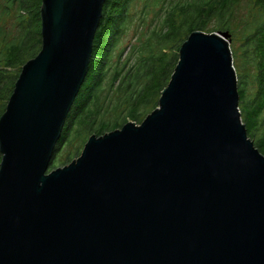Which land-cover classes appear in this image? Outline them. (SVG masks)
Instances as JSON below:
<instances>
[{
	"label": "water",
	"instance_id": "1",
	"mask_svg": "<svg viewBox=\"0 0 264 264\" xmlns=\"http://www.w3.org/2000/svg\"><path fill=\"white\" fill-rule=\"evenodd\" d=\"M105 0H41L0 114V264H264V154L228 31L193 30L158 105L49 168Z\"/></svg>",
	"mask_w": 264,
	"mask_h": 264
},
{
	"label": "trees",
	"instance_id": "2",
	"mask_svg": "<svg viewBox=\"0 0 264 264\" xmlns=\"http://www.w3.org/2000/svg\"><path fill=\"white\" fill-rule=\"evenodd\" d=\"M239 1L105 0L86 77L67 112L49 168L63 165L78 156L92 133L103 134L129 120L140 123L156 108L178 54L175 52L167 62L155 56V52L161 51L162 47L178 50L195 29L207 32L231 29L240 35L239 53L231 50L235 69H254L249 78L245 72L237 73L240 117L247 135L264 154V0H251L247 20L232 27L230 19ZM135 3L139 5L138 25H154L138 37L143 44L132 46L127 59L129 67L124 69L121 43L123 32L131 22V8ZM40 4L41 0L0 1V92L3 95L0 114L4 111L22 64L40 50ZM30 6L38 23L33 31L25 19L29 12L24 11ZM149 15L152 16L148 21ZM6 19L17 22L18 34L5 27ZM156 65L162 68L158 75L151 71ZM141 68L144 69L143 74L140 73ZM249 80L250 88L247 86Z\"/></svg>",
	"mask_w": 264,
	"mask_h": 264
},
{
	"label": "rangeland",
	"instance_id": "3",
	"mask_svg": "<svg viewBox=\"0 0 264 264\" xmlns=\"http://www.w3.org/2000/svg\"><path fill=\"white\" fill-rule=\"evenodd\" d=\"M250 6H251V0H240L239 3L235 5L232 17L230 19L232 27L237 26L242 21L247 20L248 15L250 14V11H249ZM138 8H139L138 3H135L134 6L131 8V14H132L131 22H130V24H128L127 28L123 32V40H122L121 46H123V68L124 69H126V67H129L130 61H127V59L129 57V54H130L129 51L132 48V46L137 45V47H139L143 44V41H138V37H141V33L144 30H145V32L150 31L152 26L154 25V24L148 25L147 23L145 25H142V27H140V25H138V23H137ZM24 11L29 12L27 14L28 16L25 17V19H26L27 23L29 24V28L33 31L34 29H36V27H38V23L36 22V19L34 18L33 13H32L33 7L30 6L27 9H25ZM0 14H1V10H0ZM151 16L152 15H149L148 21L151 18ZM6 20L7 21L5 22L6 23L5 27L8 29L10 28L11 33L18 34L19 26H18L17 22L13 23V20H11V19H6ZM134 28L136 29V33L134 32ZM226 31H228L230 34V37H229V47H231L230 50H232V51L234 50L238 54L239 53L240 35H238V33L235 34L231 29L226 30ZM205 32H207V31H205ZM143 39H144V37L142 38V40ZM177 51L178 50H176L175 47L174 48L173 47L172 48L162 47L161 51L156 50L155 56L163 58L164 60H167V62H169L168 58L174 56L176 53L178 54ZM162 53H165V54H162ZM231 55L233 58V54H231ZM113 60H115V59H113ZM233 63H234V59H233ZM233 65L235 68V64H233ZM135 67H137V66H135ZM163 68H164V65H163ZM160 70H162V68H159L158 65L154 66L151 69V71L155 72V75H158ZM252 70H254L252 67H250L249 69H243L241 67H237V69H235V73L237 76V73L240 74V73L245 72L248 74V78H249V76L252 74ZM143 72H144V69L141 68L140 73L143 74ZM150 86H151V89H153V85L151 84ZM247 86L250 88V80H249V83L247 84ZM2 96L3 95L0 92V99H2ZM148 111H150V110H148ZM240 115H241V113H240ZM135 122L139 123L137 121H135ZM56 156H57V154H56Z\"/></svg>",
	"mask_w": 264,
	"mask_h": 264
},
{
	"label": "flooded vegetation",
	"instance_id": "4",
	"mask_svg": "<svg viewBox=\"0 0 264 264\" xmlns=\"http://www.w3.org/2000/svg\"><path fill=\"white\" fill-rule=\"evenodd\" d=\"M3 20V19H2ZM7 21V20H6ZM3 23V22H2Z\"/></svg>",
	"mask_w": 264,
	"mask_h": 264
}]
</instances>
